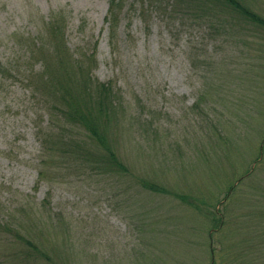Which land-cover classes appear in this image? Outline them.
I'll return each mask as SVG.
<instances>
[{"label":"rangeland","instance_id":"1","mask_svg":"<svg viewBox=\"0 0 264 264\" xmlns=\"http://www.w3.org/2000/svg\"><path fill=\"white\" fill-rule=\"evenodd\" d=\"M189 1L0 0L13 67L0 70V264H25L2 231L14 218L53 258L37 264H229L235 252L264 264V30L227 33L217 2ZM247 1L264 17V0ZM56 53L94 54L93 78L113 83L129 173L78 167L69 145L44 141L49 95L71 86ZM75 127L62 133L80 139Z\"/></svg>","mask_w":264,"mask_h":264},{"label":"trees","instance_id":"2","mask_svg":"<svg viewBox=\"0 0 264 264\" xmlns=\"http://www.w3.org/2000/svg\"><path fill=\"white\" fill-rule=\"evenodd\" d=\"M116 1L117 0H111V5H117ZM163 1H165V4L166 2L168 3V1H171V6L174 4V6H176V4L182 2V0ZM163 1L146 0V3L151 4L155 2L162 5L164 4ZM204 1H207L209 6L212 5V3L217 2L218 9H221L222 13L228 14L223 17H217L219 20L224 21L229 25L227 26L226 24H223L220 26L221 29L227 31V33L236 32V29L239 31V22L264 30V17L257 12L258 8L247 0ZM232 22H236L235 27L231 26ZM38 52L43 54V52L39 50ZM65 54L67 53L65 52ZM56 57L59 58L56 65L59 68L61 67V70H59L60 73L64 75L65 78L67 75L66 79L71 86L69 85V88L62 86L56 94L55 99L49 95V100L46 106L47 111L49 112L48 121L50 123V134L45 135L44 141H48L54 136L58 143L56 146L52 147V149L57 148L61 144L64 146V143L69 145L67 146L68 151H63L64 158L67 160H73L78 167L87 168V166H91L94 170L103 169L110 174L118 175L129 173L130 169L128 163L120 154L122 140L118 139L122 132V130L118 128L123 126L125 108L121 106V101L119 100L113 83L101 82L95 77L93 78L91 74L92 70L90 71V68L85 65V60L86 58L91 61L95 60L93 59L94 54L85 56L82 59H76L75 63L71 59L72 63H69L64 58L66 56H60V54L57 53ZM7 60L9 61L10 57H8ZM0 70L2 72L4 71L3 74H5L6 71L11 72L13 67L11 66V68L8 69L4 61L0 59ZM76 75L84 81L82 85L76 81ZM65 82L66 81H64V83ZM45 87L49 88L51 91V86L46 85ZM55 125L57 126L55 127ZM64 125L65 127H79L83 136L80 139H75L71 138L72 136L69 134L62 133ZM116 129L118 130L115 131ZM58 134L63 137L59 139ZM52 144L55 143L52 142ZM263 147L261 149L262 151ZM49 159H51V156ZM249 172H251V169H247L241 177L239 176V179L241 180L249 175ZM40 176H45V173L40 171ZM138 177L140 184L144 189L157 193L167 192V189L160 185V182L150 179L149 176L138 175ZM17 219L18 218H14V220L9 222V224H6V227L2 230L4 233L8 234L11 240L15 242L21 241L23 243L22 251L10 254L13 260L16 262V259H18L25 264H37L40 260L49 263L53 262V258L51 260L50 254L35 241L31 233L33 232L31 226L34 225L24 223V220H21V222L17 221ZM216 222L217 228H222L225 224L221 217H219ZM232 246L233 243H228L226 249L229 251ZM235 246L237 245L235 244ZM213 251L214 250L212 249V252ZM242 254L245 253L242 252ZM239 255L240 253L238 254V252H235L231 258L232 261L229 262V264H236L239 262L237 260ZM213 264H217L216 260H214Z\"/></svg>","mask_w":264,"mask_h":264}]
</instances>
